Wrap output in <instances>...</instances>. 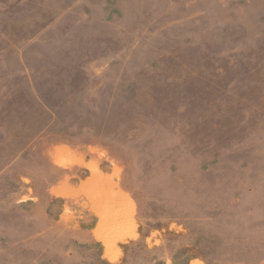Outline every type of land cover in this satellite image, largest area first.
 Segmentation results:
<instances>
[{
    "label": "rangeland",
    "instance_id": "1",
    "mask_svg": "<svg viewBox=\"0 0 264 264\" xmlns=\"http://www.w3.org/2000/svg\"><path fill=\"white\" fill-rule=\"evenodd\" d=\"M0 264H264V0H0Z\"/></svg>",
    "mask_w": 264,
    "mask_h": 264
}]
</instances>
